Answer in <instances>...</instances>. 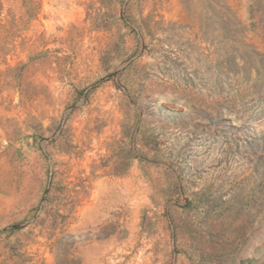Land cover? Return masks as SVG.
Listing matches in <instances>:
<instances>
[{
    "label": "rangeland",
    "instance_id": "obj_1",
    "mask_svg": "<svg viewBox=\"0 0 264 264\" xmlns=\"http://www.w3.org/2000/svg\"><path fill=\"white\" fill-rule=\"evenodd\" d=\"M0 264H264V0H0Z\"/></svg>",
    "mask_w": 264,
    "mask_h": 264
}]
</instances>
